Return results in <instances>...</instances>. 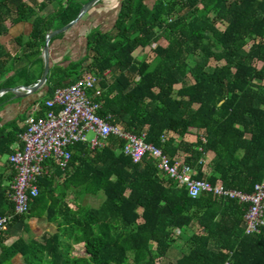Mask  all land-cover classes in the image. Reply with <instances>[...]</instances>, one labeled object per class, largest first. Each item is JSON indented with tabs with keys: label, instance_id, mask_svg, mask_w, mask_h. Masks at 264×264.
Listing matches in <instances>:
<instances>
[{
	"label": "trees",
	"instance_id": "16d2710c",
	"mask_svg": "<svg viewBox=\"0 0 264 264\" xmlns=\"http://www.w3.org/2000/svg\"><path fill=\"white\" fill-rule=\"evenodd\" d=\"M146 1L121 0L110 30L94 28L85 35L83 58L50 65L45 95L32 115L45 114V102L58 88L94 74L103 90L101 117L143 135L168 158L173 149L195 179L249 193L264 182V0ZM52 5L57 10L44 19L41 13ZM84 5L0 0V38L8 35L7 26L28 25L25 45L22 36L14 40L20 55L0 46V90L32 87L41 79L46 36L73 22ZM146 48L152 60L133 56ZM211 62L216 64L208 70ZM24 118L0 129V156L13 152L24 130L17 121ZM189 128L199 130L194 141L185 139ZM120 149L110 136L102 148L70 146L64 169L47 162L28 213L14 216L8 226L44 217L55 232L8 246L0 234V264L15 255L23 264H162L177 239L185 252L171 264H264V231L242 232L246 205L208 195L192 199L157 176L152 158L133 164ZM205 154H211L207 174ZM10 194L0 178V216L12 213ZM100 194L97 207L79 203ZM79 245L83 255L76 256Z\"/></svg>",
	"mask_w": 264,
	"mask_h": 264
},
{
	"label": "built area",
	"instance_id": "2783aa9c",
	"mask_svg": "<svg viewBox=\"0 0 264 264\" xmlns=\"http://www.w3.org/2000/svg\"><path fill=\"white\" fill-rule=\"evenodd\" d=\"M100 82L96 75L89 74L70 86L58 88L45 102V114L29 115L25 119L19 142L7 157L15 172L10 185L13 208L11 214L0 216V234L5 232L14 216L28 213L29 203L38 195L37 179L48 171L47 162L64 169L71 157L70 146L84 143L94 150L104 147L110 136L121 142L120 151L131 163H139L145 156L152 158L157 176L167 177L177 188L185 190L188 197L208 195L215 200L228 199L246 205L241 220L243 234L264 231V182L255 184L249 193H245L224 188L219 182L210 184L205 179H195L194 171L183 163L182 158H168L159 148L145 143L143 135L137 137L125 132L111 124L109 116L99 115L104 104ZM88 133L93 134L90 140L86 137ZM163 140L161 137L160 141ZM201 140L205 141V138L201 137Z\"/></svg>",
	"mask_w": 264,
	"mask_h": 264
},
{
	"label": "rangeland",
	"instance_id": "374dc122",
	"mask_svg": "<svg viewBox=\"0 0 264 264\" xmlns=\"http://www.w3.org/2000/svg\"><path fill=\"white\" fill-rule=\"evenodd\" d=\"M26 3H29V0H22ZM38 2H42L43 0H37ZM84 4L91 0H80ZM121 0H99L95 4H93L87 13L82 17V19L74 25L71 29H69L67 32H65L62 35L54 37V43L58 46L57 52L52 57V63H57L62 66L67 65L68 61H77L85 56V39L84 36L86 35L87 31L97 28L101 32H105L111 29L112 24L114 22V19L117 14V8H119V2ZM152 0L146 1V4L150 6L152 4ZM57 10L56 5H52L48 7L45 11L41 13V16L45 19L49 15H51L53 12ZM219 29H223L224 25L218 24L217 25ZM19 34H24L22 44L25 45L27 42L26 39V31H18ZM16 32V33H18ZM15 33H11V35L0 38V46H4L8 53L10 55L18 54L20 55L22 53V48H20L13 40ZM73 39V41L71 40ZM71 42V44H69ZM74 42V43H73ZM161 43L164 45L165 42L161 41ZM133 56L137 60L145 59L147 61L152 60L153 53L150 48L142 49V50H136L133 53ZM51 64V63H50ZM215 62H211L209 65L208 70H211V68L215 65ZM260 65H257L259 67ZM179 86H175V88H178ZM194 133V132H191ZM199 134V130L195 131V134ZM87 139L90 140L93 137L92 133L87 134ZM2 162H5L7 159V156H1L0 157ZM74 199L73 194H69V197L67 199V202L73 206L72 202ZM103 200L102 194L98 195L97 197H84L80 199L79 203L86 204L92 207H97L101 201ZM194 228L190 230V232H193ZM169 231H167L166 234H168ZM188 232V231H187ZM186 232V233H187ZM174 235H178V232L176 231ZM74 255L81 256L83 255V249L81 245L74 247ZM185 252L184 245L182 244L180 239H177L168 249L162 264H171L173 261L177 260L182 253Z\"/></svg>",
	"mask_w": 264,
	"mask_h": 264
},
{
	"label": "crops",
	"instance_id": "0c3cea01",
	"mask_svg": "<svg viewBox=\"0 0 264 264\" xmlns=\"http://www.w3.org/2000/svg\"><path fill=\"white\" fill-rule=\"evenodd\" d=\"M8 27L9 33L7 36L11 35V33H15L13 40L18 39V37L22 36L24 34H19L18 31H26V37L28 34V25H19L14 27ZM18 32V33H16ZM88 32V31H87ZM87 34V33H86ZM6 36V37H7ZM85 37V36H84ZM52 40V39H51ZM73 41V39H71ZM53 41L51 44L49 43V62L50 65L57 64L52 63V57L56 54L58 46ZM74 43V42H73ZM71 44V42H69ZM18 55V54H14ZM12 55V56H14ZM44 62V61H43ZM75 62V61H71ZM21 87V86H18ZM17 88V87H16ZM15 89V88H14ZM6 90V89H3ZM13 90V89H9ZM46 92V89L44 87L37 90L35 93L29 95L28 97L21 98L19 97L20 94H15L11 92L7 93H1L0 94V129L6 126V124L19 119V117L25 116V118L22 121H17V127L23 128L24 122L26 119V116L35 114L38 111V102L44 97ZM196 128H189L188 133L185 136V139L188 141H194L195 137L197 135L195 134ZM194 132V133H191ZM15 144L11 147V149H14ZM171 149V148H170ZM168 151V154L171 156V159H178L181 158L179 154L174 153V150L171 149ZM203 159V168L205 173H209V169L207 167V160L210 159L211 154H205ZM1 157V156H0ZM14 177V171L10 164L8 163V160L6 159L5 162H2L0 159V178L2 180V183L4 186L11 185V182ZM64 180V176L62 175L58 180L57 184H61ZM67 197L66 201L69 197V194H73L72 191H67ZM55 232V224L49 223L46 221L44 217L41 218H27L23 222L15 223L12 226H8L4 233L1 234V237L3 238V244L8 246L13 244L15 241H17L19 238L23 239L25 241L30 240H38L40 239L43 234L46 233H53ZM7 264H23V259L20 255H15L11 260L10 263Z\"/></svg>",
	"mask_w": 264,
	"mask_h": 264
},
{
	"label": "water",
	"instance_id": "95a60500",
	"mask_svg": "<svg viewBox=\"0 0 264 264\" xmlns=\"http://www.w3.org/2000/svg\"><path fill=\"white\" fill-rule=\"evenodd\" d=\"M99 0H91L89 2H87L80 10L78 16L76 17V19L71 22L70 24H68L66 27L54 31L52 33H50L49 35L46 36L45 38V44L43 47V51H42V57H43V61H44V69H43V75L41 77V79L32 87H17L13 90H0V94L1 93H7V92H11V93H15L20 94L19 97L21 98H25L28 97L29 95L35 93L37 90H39L40 88H42L44 86V84L46 83L47 80V76L49 74V69H50V62H49V43L51 41V39H53L56 36L62 35L65 32H67L69 29H71L74 25H76L81 19L82 17L87 13V11L89 10V8L95 4L96 2H98ZM23 90V92L21 91Z\"/></svg>",
	"mask_w": 264,
	"mask_h": 264
}]
</instances>
